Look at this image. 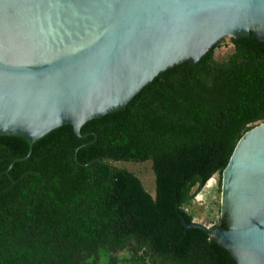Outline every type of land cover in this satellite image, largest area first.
<instances>
[{"label": "trees", "instance_id": "trees-1", "mask_svg": "<svg viewBox=\"0 0 264 264\" xmlns=\"http://www.w3.org/2000/svg\"><path fill=\"white\" fill-rule=\"evenodd\" d=\"M230 42L225 58L217 44L87 122L84 139L65 125L28 154L26 138L0 137V264H236L210 234L181 224L215 175L220 192L236 144L264 122V42ZM113 162H150L154 195ZM215 226L228 229L226 218Z\"/></svg>", "mask_w": 264, "mask_h": 264}, {"label": "water", "instance_id": "water-1", "mask_svg": "<svg viewBox=\"0 0 264 264\" xmlns=\"http://www.w3.org/2000/svg\"><path fill=\"white\" fill-rule=\"evenodd\" d=\"M240 37L264 42V0H0V137L26 138L28 154L65 125L84 139L87 122L125 109L166 70ZM219 205L228 229L182 226L236 264H264V122L236 144Z\"/></svg>", "mask_w": 264, "mask_h": 264}, {"label": "rangeland", "instance_id": "rangeland-1", "mask_svg": "<svg viewBox=\"0 0 264 264\" xmlns=\"http://www.w3.org/2000/svg\"><path fill=\"white\" fill-rule=\"evenodd\" d=\"M218 44V45H217ZM215 49L217 58H225L232 52L230 38L218 42ZM113 166L126 169L134 173L142 182L145 190L152 196L155 192L154 175L150 162L128 163L113 162ZM219 176L215 175L208 181L201 192L193 199L189 212L193 213V221L205 225H216L219 220L220 192L218 187ZM102 264H105L104 262ZM118 264H128L119 258Z\"/></svg>", "mask_w": 264, "mask_h": 264}]
</instances>
